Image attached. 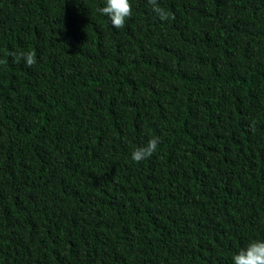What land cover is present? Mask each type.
I'll list each match as a JSON object with an SVG mask.
<instances>
[{
	"label": "trees",
	"instance_id": "1",
	"mask_svg": "<svg viewBox=\"0 0 264 264\" xmlns=\"http://www.w3.org/2000/svg\"><path fill=\"white\" fill-rule=\"evenodd\" d=\"M130 3L117 29L105 0H0V264H233L264 240V0Z\"/></svg>",
	"mask_w": 264,
	"mask_h": 264
},
{
	"label": "clouds",
	"instance_id": "2",
	"mask_svg": "<svg viewBox=\"0 0 264 264\" xmlns=\"http://www.w3.org/2000/svg\"><path fill=\"white\" fill-rule=\"evenodd\" d=\"M152 11L161 21H168L170 13L160 6L158 0H148ZM97 11L108 17L114 28H123L128 18L132 16V4L130 0H105V6ZM8 55L14 57L16 63L21 60L31 67L36 63V52L33 50L21 51L19 53L10 52ZM6 60H0V64H6ZM160 138L153 136L145 146L135 148L131 153V159L134 162H141L151 157L157 150ZM233 264H264V240H253L245 248L232 257Z\"/></svg>",
	"mask_w": 264,
	"mask_h": 264
}]
</instances>
